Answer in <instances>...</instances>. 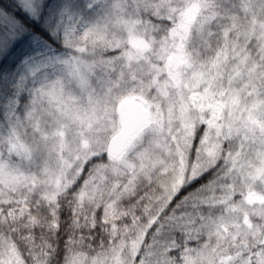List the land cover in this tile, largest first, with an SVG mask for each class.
Segmentation results:
<instances>
[{"label": "snow or ice", "instance_id": "obj_1", "mask_svg": "<svg viewBox=\"0 0 264 264\" xmlns=\"http://www.w3.org/2000/svg\"><path fill=\"white\" fill-rule=\"evenodd\" d=\"M0 264H264V0H0Z\"/></svg>", "mask_w": 264, "mask_h": 264}, {"label": "trees", "instance_id": "obj_2", "mask_svg": "<svg viewBox=\"0 0 264 264\" xmlns=\"http://www.w3.org/2000/svg\"><path fill=\"white\" fill-rule=\"evenodd\" d=\"M118 108H119L118 104L114 105L110 109L108 122L102 123L99 128L95 129L98 135L106 139H108L110 135L112 136L113 123H115V125L116 124L118 125L120 123V112H119L120 110L118 111ZM158 157L164 161L168 160L167 153H164ZM167 171L170 173L171 168H168ZM164 173H165V168L163 167L159 168V171L156 172V174L152 178V181L150 182L152 186L149 187L148 184H143L140 187V193H142L140 199L146 201L145 207L150 208L159 195L158 189L167 185L169 177L166 176ZM132 208L133 209L141 208L140 201L138 200L136 204L132 206Z\"/></svg>", "mask_w": 264, "mask_h": 264}, {"label": "water", "instance_id": "obj_3", "mask_svg": "<svg viewBox=\"0 0 264 264\" xmlns=\"http://www.w3.org/2000/svg\"><path fill=\"white\" fill-rule=\"evenodd\" d=\"M124 116H121L120 122L123 121L130 129H134L142 120L140 106L135 103H129L122 108Z\"/></svg>", "mask_w": 264, "mask_h": 264}, {"label": "rangeland", "instance_id": "obj_4", "mask_svg": "<svg viewBox=\"0 0 264 264\" xmlns=\"http://www.w3.org/2000/svg\"><path fill=\"white\" fill-rule=\"evenodd\" d=\"M165 107H166V106H165ZM119 110H121V107H120V106H119V108H118V111H119ZM119 112H120V111H119ZM116 126L118 127L119 124H118V125L116 124ZM111 137H112V136L110 135V136L108 137V140H111ZM164 153H165V152H157L156 155H157V156H160V155H162V154H164Z\"/></svg>", "mask_w": 264, "mask_h": 264}, {"label": "flooded vegetation", "instance_id": "obj_5", "mask_svg": "<svg viewBox=\"0 0 264 264\" xmlns=\"http://www.w3.org/2000/svg\"><path fill=\"white\" fill-rule=\"evenodd\" d=\"M121 116H123V112L120 110V119H121Z\"/></svg>", "mask_w": 264, "mask_h": 264}]
</instances>
